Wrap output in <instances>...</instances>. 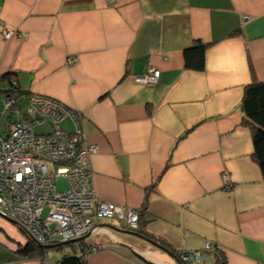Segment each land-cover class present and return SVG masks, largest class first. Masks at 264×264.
<instances>
[{
  "label": "crops",
  "instance_id": "obj_1",
  "mask_svg": "<svg viewBox=\"0 0 264 264\" xmlns=\"http://www.w3.org/2000/svg\"><path fill=\"white\" fill-rule=\"evenodd\" d=\"M196 44L203 70L185 67ZM146 67L160 72L154 86L134 81ZM11 80L72 113L62 129L76 121L97 147L95 197L137 212L146 198L145 232L176 256L102 219L87 264H179L199 251L192 264H214L215 250L225 264H264V172L241 110L243 88L264 80V0H0V83ZM8 232L0 264H56L23 259L25 238Z\"/></svg>",
  "mask_w": 264,
  "mask_h": 264
},
{
  "label": "built area",
  "instance_id": "obj_2",
  "mask_svg": "<svg viewBox=\"0 0 264 264\" xmlns=\"http://www.w3.org/2000/svg\"><path fill=\"white\" fill-rule=\"evenodd\" d=\"M10 35L4 31L6 38ZM159 78V70L146 67L134 81L150 87ZM15 83L10 81L15 88L4 87L0 104V217L12 221L41 247L90 235L102 219H119L136 228L137 211L95 197L89 158L97 147L84 141L76 121L73 133L62 129V120L73 117L72 113L50 97L20 91ZM43 123L50 132L35 133ZM52 173L66 179V190L56 188ZM210 249L207 242L204 250ZM203 258L200 251L179 256L185 264Z\"/></svg>",
  "mask_w": 264,
  "mask_h": 264
},
{
  "label": "trees",
  "instance_id": "obj_3",
  "mask_svg": "<svg viewBox=\"0 0 264 264\" xmlns=\"http://www.w3.org/2000/svg\"><path fill=\"white\" fill-rule=\"evenodd\" d=\"M205 48L203 44H196L193 47L187 49L184 53L185 67L193 68L195 70H203L204 68V55ZM10 84V82H9ZM15 86L9 85V88ZM241 110L243 112V126L248 128L252 133L253 143V160L259 166L261 172H264V80L255 81L253 80L250 84L243 88L241 97ZM147 199L145 198L144 203L138 212V223L134 229H129L139 237L143 236L158 244V247L171 253L176 258L174 253L170 252L167 245L162 241H159L153 237L147 235L144 230L146 223L150 221V217L147 214ZM84 241L78 242L77 244L68 245H55L52 249L60 251V256L56 260V264H87L83 251L85 249ZM211 250V249H210ZM205 251V252H209ZM17 254L25 260H42L46 255L47 250L41 248L35 244L31 239L24 247L18 249ZM214 264H225L224 259H220L218 251H213ZM179 264H185L180 261Z\"/></svg>",
  "mask_w": 264,
  "mask_h": 264
},
{
  "label": "rangeland",
  "instance_id": "obj_4",
  "mask_svg": "<svg viewBox=\"0 0 264 264\" xmlns=\"http://www.w3.org/2000/svg\"><path fill=\"white\" fill-rule=\"evenodd\" d=\"M4 87H6V85H2L0 83V104L2 103V99H3V96H4V91L6 90ZM48 132H50V126L47 123H43V124L35 127V133H37V134L48 133ZM50 167H52V166L50 165ZM52 176L54 177L55 186H56V188L59 191H64V190L67 189L68 185H67V181H66L65 178H63V177H56L54 175V173H52ZM45 212H47V209H45ZM110 221H113L114 223H117V224H120L121 223L120 221L115 220V219H112ZM7 227H8V229L6 228L5 231L0 230V238L4 239L7 243H13L12 239H10L7 236V234L9 233L8 230L11 231V232L17 233L18 236H21V237H23V238L26 239L25 234H23L22 232H20L15 227H12L9 224H7ZM9 227H10V229H9ZM26 241H28V239H26ZM75 244H77V243H75ZM17 247H18V249L22 248V246H17ZM59 252L60 251H56V250H53V249H48L47 252H46V255H44V259L46 258V259H50V261H53L55 258H57V257L60 256V254H58Z\"/></svg>",
  "mask_w": 264,
  "mask_h": 264
},
{
  "label": "water",
  "instance_id": "obj_5",
  "mask_svg": "<svg viewBox=\"0 0 264 264\" xmlns=\"http://www.w3.org/2000/svg\"><path fill=\"white\" fill-rule=\"evenodd\" d=\"M88 236H89V235H85V236L79 238L78 240H76V241H72V242H70V243H76V242H79V241H83V240H85ZM140 238L143 239V240H145V241H148V242L152 243L154 246H158L155 242H152L151 240H149V239L146 238V237L141 236ZM61 244H62V245H65V244H69V243H61ZM52 247H53V246H46V247H44V248H45V249H51Z\"/></svg>",
  "mask_w": 264,
  "mask_h": 264
},
{
  "label": "clouds",
  "instance_id": "obj_6",
  "mask_svg": "<svg viewBox=\"0 0 264 264\" xmlns=\"http://www.w3.org/2000/svg\"><path fill=\"white\" fill-rule=\"evenodd\" d=\"M1 218V217H0ZM1 219H3V218H1ZM4 220H6V219H4ZM7 222H9V223H11L12 225H14L16 228H17V226L12 222V221H9V220H6ZM18 229V228H17ZM19 230V229H18ZM20 232H22L21 230H19ZM23 234H25L24 232H22ZM25 236H26V239H31L32 240V238L31 237H29L27 234H25ZM25 239V240H26ZM84 241V240H83ZM28 241H26V243H27ZM79 242H81V241H79ZM25 243V244H26ZM76 243H78V242H76ZM69 244H75V243H69ZM57 245H62V244H57ZM65 245H68V244H65ZM25 245H23L22 247H24ZM53 247L55 246V245H52ZM52 247V248H53ZM41 248H43V249H45L44 247H41ZM51 248V249H52ZM46 250H48V249H46Z\"/></svg>",
  "mask_w": 264,
  "mask_h": 264
},
{
  "label": "bare ground",
  "instance_id": "obj_7",
  "mask_svg": "<svg viewBox=\"0 0 264 264\" xmlns=\"http://www.w3.org/2000/svg\"><path fill=\"white\" fill-rule=\"evenodd\" d=\"M5 37V36H4ZM9 37V36H8ZM6 38V37H5Z\"/></svg>",
  "mask_w": 264,
  "mask_h": 264
}]
</instances>
